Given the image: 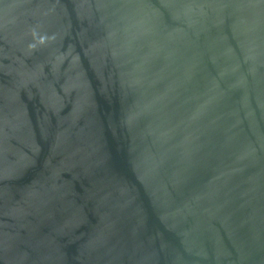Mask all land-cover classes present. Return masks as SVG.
<instances>
[{
	"label": "water",
	"instance_id": "95a60500",
	"mask_svg": "<svg viewBox=\"0 0 264 264\" xmlns=\"http://www.w3.org/2000/svg\"><path fill=\"white\" fill-rule=\"evenodd\" d=\"M0 264H264V0H0Z\"/></svg>",
	"mask_w": 264,
	"mask_h": 264
}]
</instances>
